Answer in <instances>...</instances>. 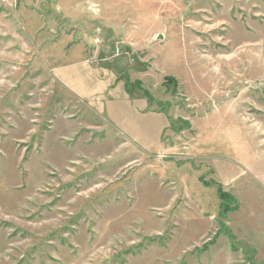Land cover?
Here are the masks:
<instances>
[{
    "label": "rangeland",
    "instance_id": "rangeland-1",
    "mask_svg": "<svg viewBox=\"0 0 264 264\" xmlns=\"http://www.w3.org/2000/svg\"><path fill=\"white\" fill-rule=\"evenodd\" d=\"M0 264H264V0H0Z\"/></svg>",
    "mask_w": 264,
    "mask_h": 264
},
{
    "label": "crops",
    "instance_id": "crops-1",
    "mask_svg": "<svg viewBox=\"0 0 264 264\" xmlns=\"http://www.w3.org/2000/svg\"><path fill=\"white\" fill-rule=\"evenodd\" d=\"M79 52H82L83 55H85V52H83L82 50H79ZM97 58V57H96ZM98 59V58H97ZM87 60H84V62L82 63V65L86 66L87 65ZM105 89H107V86L105 87Z\"/></svg>",
    "mask_w": 264,
    "mask_h": 264
},
{
    "label": "trees",
    "instance_id": "trees-1",
    "mask_svg": "<svg viewBox=\"0 0 264 264\" xmlns=\"http://www.w3.org/2000/svg\"><path fill=\"white\" fill-rule=\"evenodd\" d=\"M223 213H225V211L223 210Z\"/></svg>",
    "mask_w": 264,
    "mask_h": 264
}]
</instances>
